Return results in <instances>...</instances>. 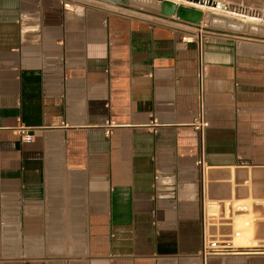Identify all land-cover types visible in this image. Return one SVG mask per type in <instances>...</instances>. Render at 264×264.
Wrapping results in <instances>:
<instances>
[{
    "label": "crops",
    "instance_id": "obj_1",
    "mask_svg": "<svg viewBox=\"0 0 264 264\" xmlns=\"http://www.w3.org/2000/svg\"><path fill=\"white\" fill-rule=\"evenodd\" d=\"M64 4L0 0V264H264V41L206 36L201 135L190 27Z\"/></svg>",
    "mask_w": 264,
    "mask_h": 264
},
{
    "label": "rangeland",
    "instance_id": "obj_2",
    "mask_svg": "<svg viewBox=\"0 0 264 264\" xmlns=\"http://www.w3.org/2000/svg\"><path fill=\"white\" fill-rule=\"evenodd\" d=\"M156 0H145L144 3L151 4L150 2H154ZM218 2L227 3L228 7L231 8L233 12L238 10L244 11L246 15L256 16L261 18H246L245 20L242 17H235L231 15H226L222 12L214 11L213 9L202 8L204 11L202 14V21L199 25L202 30L208 33V29L212 28L215 25H223L224 29L231 31H238V33L252 35L253 37L261 38L264 40V0H216ZM96 1L93 0H65V4H68V9L74 6L81 7L85 5H91ZM185 3V2H184ZM181 5L187 7L196 8L198 5H191L185 3ZM207 9V10H205ZM127 10V9H125ZM130 11V10H128ZM133 12V11H131ZM176 19V18H173ZM182 25V24H181ZM184 26V25H183ZM237 38V37H236ZM242 243L245 245L247 240V235L243 236Z\"/></svg>",
    "mask_w": 264,
    "mask_h": 264
},
{
    "label": "water",
    "instance_id": "obj_3",
    "mask_svg": "<svg viewBox=\"0 0 264 264\" xmlns=\"http://www.w3.org/2000/svg\"><path fill=\"white\" fill-rule=\"evenodd\" d=\"M99 3L107 4L110 6L127 9L136 13L156 17L159 19L181 23L187 27L199 28L202 21V12L196 8H191L183 5H178L169 0H156L150 2L151 4L144 3L145 0H93ZM185 2L192 3L199 6H218L220 3L214 0H184ZM229 8V7H228ZM229 10H232L229 8ZM176 18L175 20L173 18ZM171 19V20H170ZM210 32L209 30H207ZM215 34L234 36L237 38L260 40L261 38L245 35L222 34L213 32Z\"/></svg>",
    "mask_w": 264,
    "mask_h": 264
},
{
    "label": "built area",
    "instance_id": "obj_4",
    "mask_svg": "<svg viewBox=\"0 0 264 264\" xmlns=\"http://www.w3.org/2000/svg\"><path fill=\"white\" fill-rule=\"evenodd\" d=\"M64 7L67 8L68 4H64ZM212 33H206L199 28H192L190 27L188 31L184 34L185 36L182 37V42L186 44H195L198 50V59H197V70H196V83H197V92H196V115L193 122V127L203 135L206 129L208 128V121L206 119V92H205V82L207 78V70L206 65L203 58V47L206 43V36L211 35ZM19 121V120H18ZM114 124L108 123L106 126L112 127ZM24 131V129H23ZM24 140H29L30 136L23 132ZM215 241H208L205 242V250L208 251V254H217L222 247H227L230 244H215L216 246L211 247ZM230 243V242H229ZM226 245V246H225Z\"/></svg>",
    "mask_w": 264,
    "mask_h": 264
},
{
    "label": "bare ground",
    "instance_id": "obj_5",
    "mask_svg": "<svg viewBox=\"0 0 264 264\" xmlns=\"http://www.w3.org/2000/svg\"><path fill=\"white\" fill-rule=\"evenodd\" d=\"M169 1H171V2H174V3H176V4H178V5H181V3L182 4H184L185 5V3H188V2H185L184 0H169ZM214 1H216V0H214ZM185 2V3H184ZM217 2V1H216ZM220 4L218 5V6H205V5H203V6H197L196 7V9H198V10H200L201 12L202 11H204L202 8L204 7V8H208V9H213L214 11H219V12H222V13H224V14H226V15H231V16H235V17H242V19H246V18H254V19H259V20H262L261 18H259V17H256V16H249V15H246L245 13H244V11H242V10H238V11H236V12H233V11H231V10H229V8H228V4L227 3H223V2H219ZM188 4H191V5H195V4H192V3H188ZM186 6H188V5H186ZM193 8V7H192ZM205 10H207V9H205ZM204 12H202V14H203ZM175 18V17H174ZM171 20V19H170ZM179 24H181V23H179ZM183 25V24H182ZM209 31H210V33H213V32H217V33H222V34H233V35H245V36H252V35H247V34H242V33H238V31H231V30H226V29H224V26L223 25H215V26H213L212 28H209L208 29Z\"/></svg>",
    "mask_w": 264,
    "mask_h": 264
}]
</instances>
